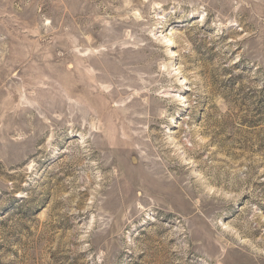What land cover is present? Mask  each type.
<instances>
[{
  "label": "rangeland",
  "instance_id": "374dc122",
  "mask_svg": "<svg viewBox=\"0 0 264 264\" xmlns=\"http://www.w3.org/2000/svg\"><path fill=\"white\" fill-rule=\"evenodd\" d=\"M0 264H264V0H0Z\"/></svg>",
  "mask_w": 264,
  "mask_h": 264
},
{
  "label": "bare ground",
  "instance_id": "6f19581e",
  "mask_svg": "<svg viewBox=\"0 0 264 264\" xmlns=\"http://www.w3.org/2000/svg\"><path fill=\"white\" fill-rule=\"evenodd\" d=\"M129 173V172H128Z\"/></svg>",
  "mask_w": 264,
  "mask_h": 264
}]
</instances>
